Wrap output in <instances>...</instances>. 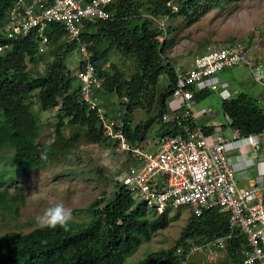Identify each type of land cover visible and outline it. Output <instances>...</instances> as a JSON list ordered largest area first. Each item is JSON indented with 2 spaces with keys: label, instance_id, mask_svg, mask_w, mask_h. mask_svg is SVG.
I'll list each match as a JSON object with an SVG mask.
<instances>
[{
  "label": "trees",
  "instance_id": "trees-1",
  "mask_svg": "<svg viewBox=\"0 0 264 264\" xmlns=\"http://www.w3.org/2000/svg\"><path fill=\"white\" fill-rule=\"evenodd\" d=\"M12 1L0 0V29ZM225 1L112 0L108 7L113 12L110 19L86 24L87 31L82 36L89 42L97 75L103 77L101 87L95 91L99 102L107 107L110 104L100 97L101 91L102 94L113 93L120 99L125 96L127 101L112 103L114 110L125 105L129 110L139 107L148 116L127 132L133 142L142 143L155 121L160 123L162 134L177 131L173 121L160 120L175 80L171 62L165 56L169 42L158 38L163 30L153 26L150 16H174L175 8L186 23L191 24ZM172 29H165L164 34ZM43 31L49 44L42 52H38L34 31L8 38L9 46L0 52L1 219L15 216V202L21 198L10 192L7 182L19 174H27L30 168L39 166L48 157L65 155L82 136L90 143L104 141L106 147L112 145L103 135L96 110L89 109L83 100L79 79L66 65L67 54L74 49L75 42L67 40L58 22L48 23ZM2 41L5 39L0 32V43ZM46 51L50 55L48 61L43 58ZM112 52L130 59L133 71L126 74L113 65L115 71L108 74L105 64ZM39 60L45 61L42 73L36 70ZM163 76L166 84L158 90ZM207 93V90L197 92L194 98L198 100ZM56 106L54 139L47 144L38 140L42 130L40 111ZM222 109L229 119L226 123L242 134L264 129V106L246 91L222 99ZM66 126L72 128L69 136L64 135ZM205 131L211 133L213 126L205 127ZM87 210L89 219L72 220L68 231L41 229L38 225L25 232L0 231V264H181L175 254L177 245L186 246L189 241L205 244L223 235L228 223V212L220 211L217 206H211L199 216L191 213L174 246L148 251L128 263L127 256L142 239H148L152 232L168 225V210L159 214L152 211L154 215L148 218L144 204H134L129 190L118 183L108 197L95 198ZM244 243V237L229 241L224 256L227 264H241L240 250ZM194 259L192 256L190 263Z\"/></svg>",
  "mask_w": 264,
  "mask_h": 264
},
{
  "label": "built area",
  "instance_id": "built-area-1",
  "mask_svg": "<svg viewBox=\"0 0 264 264\" xmlns=\"http://www.w3.org/2000/svg\"><path fill=\"white\" fill-rule=\"evenodd\" d=\"M111 2L13 0L0 29L5 39L0 43V52L9 46L8 38L31 31L37 36L38 52H42L49 44L44 27L51 22L60 23L67 40L75 42L74 49L66 57V65L79 79L86 105L96 110L103 135L112 143L109 148L126 162L115 178L127 186L134 199L145 201L159 212L166 207L182 205H187L190 213L196 216L211 206L228 212L227 230L223 235L205 244L189 241L186 246L175 248L180 263L189 264L194 254H202L211 260L226 247L229 239L243 236L241 264H264V181L253 178L248 185H239L237 169L253 162L246 160L242 150L235 154L234 162L229 157L231 151L246 145L257 153L264 139V129L247 135L235 129L230 138L220 131L207 133L193 112L196 90H219L220 86L226 85L218 79V73L224 69L244 65L251 78L264 88V67L259 56L252 55L246 44L232 40L208 44L194 56L190 65L172 64L175 83L170 98L174 103L170 111L166 109L162 114V120L173 121L177 131L148 141L146 146L132 143L126 135L132 123L126 111L110 110L96 97L95 91L101 87L103 77L97 75L89 42L82 36L87 31V23L113 16L108 8ZM74 53L77 55L73 56ZM222 93L228 94L226 89ZM127 100L123 96L115 99V103ZM262 103L264 105V94Z\"/></svg>",
  "mask_w": 264,
  "mask_h": 264
},
{
  "label": "rangeland",
  "instance_id": "rangeland-1",
  "mask_svg": "<svg viewBox=\"0 0 264 264\" xmlns=\"http://www.w3.org/2000/svg\"><path fill=\"white\" fill-rule=\"evenodd\" d=\"M173 10L174 16L161 15L157 18L150 16L153 26L163 30L158 38L169 42L165 56L172 64L190 65L193 57L202 52L208 44L223 43L229 38L249 46L252 55L259 54L264 58V0H227L211 8L191 24H187L175 8ZM169 27H173L172 31L164 34L165 29ZM49 56L47 51L43 54V58L47 61ZM44 62L39 60L37 72H43ZM262 62L264 64V59ZM113 65L126 74L133 71L132 61L117 52H112L105 64L110 75L115 71ZM219 77L220 80L226 81V85L221 88L246 91L251 95L258 89L256 82L249 75L248 68L244 65L224 69L219 73ZM165 84L166 77L163 76L157 89H162ZM99 95L105 98L104 101H110L108 107L113 110V100L118 96L113 93L102 94V91ZM222 99L219 90H209L193 103L197 121L215 125V133H218L220 125L226 124L227 121L222 109ZM173 103L174 101L169 98L166 109L170 111ZM57 108L58 106L40 111L42 130L38 140L41 142L47 144L53 142V123ZM209 108L211 111L203 115L202 111ZM129 115L132 116L135 125L148 118L145 111L139 107L131 108ZM155 122L149 129V134H146L148 138L152 133L156 135L160 131V123ZM71 130L72 128L68 126L64 127V135L69 136ZM262 144L264 147V139ZM125 164L122 156L112 152L104 145V141L99 144L90 143L85 141L84 136L80 137L65 155L48 157L39 166L30 168L27 174H19L17 178L6 183L10 192L22 199H17L15 202L17 212L14 217L0 218V231L25 232L32 229L37 226L35 218L48 206L57 202L72 209L73 221L89 219L90 212L87 206L95 198H105L111 193L112 179H115L117 172ZM190 214L187 205L169 209L168 225L152 232L148 239H142L127 256V262L138 260L148 251L174 246ZM145 215L151 218L154 213L146 209ZM222 254H225L224 251ZM193 257L196 258L192 264L202 263L198 254H194ZM210 264H227V262L225 258L219 257L213 259Z\"/></svg>",
  "mask_w": 264,
  "mask_h": 264
},
{
  "label": "clouds",
  "instance_id": "clouds-1",
  "mask_svg": "<svg viewBox=\"0 0 264 264\" xmlns=\"http://www.w3.org/2000/svg\"><path fill=\"white\" fill-rule=\"evenodd\" d=\"M226 42V41H225ZM255 55V54H254ZM256 55H258L259 57H258V59L261 61V63H262V65H263V67H264V64H263V59H262V57L259 55V54H256ZM194 58V57H193ZM193 60V59H192ZM192 62V61H191ZM171 65H172V63H171ZM221 72V71H220ZM219 72V73H220ZM219 73H218V79H219V82L220 83H226V81H223V80H220V77H219ZM250 75V74H249ZM251 77V76H250ZM252 79V78H251ZM253 80V79H252ZM254 81V80H253ZM255 82V81H254ZM261 86V85H260ZM262 88V87H261ZM224 89H226V92L228 93L226 96L222 93V90H224ZM209 91V90H212V89H210V88H206V89H201V90H196L195 92H194V96H195V94L197 93V92H203V91ZM262 90H263V94H264V88H262ZM219 93H220V95H221V97L223 98V99H225V98H229V97H231L230 95H231V89L229 90V89H227L226 87H224V88H221V86H220V89H219ZM255 97V96H254ZM256 98V97H255ZM257 100H258V102H260L262 105H263V103H262V99H260V98H257ZM101 102V101H100ZM113 102L115 103V100H113ZM196 102V100H195V98L193 97V103H195ZM104 105V104H103ZM264 106V105H263ZM107 107V106H106ZM108 108V107H107ZM114 110V109H113ZM121 110H122V113H123V110H125L126 112H125V114H126V116L127 117H129L130 119H131V121H132V123H131V125H130V127H128L127 128V132L132 128V130H133V127H134V125H135V123H134V121H133V119H132V116H130L129 115V113H130V111L131 110H129V109H127V105H125V106H123L122 108H121ZM208 110V109H207ZM207 110H203L202 111V114L204 115V113H205V111H207ZM166 111V110H165ZM164 111V112H165ZM211 111V109L209 108V111L207 112V113H209ZM163 112V113H164ZM194 112V111H193ZM207 113H205V114H207ZM161 122H164L165 123V121H163L162 120V115H161ZM227 121H229V119H227ZM167 122H169V121H166V123ZM229 125V124H228ZM203 127H204V129H205V127H207L206 125H203ZM214 129L215 128H213V131L211 132V133H215L214 132ZM234 130L235 129H237V128H233ZM159 130H160V125H159ZM127 132H126V135H127ZM130 132H132V131H130ZM220 132H221V128H220ZM240 132V131H239ZM261 132V131H260ZM251 133H254V132H251ZM256 133H258V132H256ZM222 134V133H221ZM240 134H242V133H240ZM249 134V133H248ZM162 135H165V134H162V132H159V133H157L156 135L154 134V133H152L151 134V137L150 138H148V137H146L144 140H143V142L141 143L140 141H138V140H136V141H132L128 136V139L132 142V143H135V142H138L140 145H147V142L149 141V142H153L157 137H160V136H162ZM223 135V134H222ZM242 135H247V134H242ZM227 137V136H226ZM228 138H230V137H228ZM246 146H249V145H246ZM262 146H263V144H262V142H261V147H260V149L262 148ZM260 149H258V151L260 150ZM235 150H238V151H240L241 149L240 148H236ZM236 153H239V152H235L234 154H236ZM262 180V179H261ZM116 183H118L119 184V186H123L127 191L129 190L128 188H127V186L125 185V184H122L120 181H118L116 178L115 179H112V186H111V193L114 191V189H115V184ZM110 193V194H111ZM109 194V195H110ZM129 194H130V192H129ZM108 195V196H109ZM108 196H106V197H108ZM130 196H131V194H130ZM131 198L133 199V201H134V204H137L138 202H142L143 204H144V206L146 207V209L147 210H150V211H155L156 213H162L163 211H165L166 209L167 210H169V209H171V208H169V207H166L165 209H163L161 212H159V211H157L156 210V208H151V207H149L147 204H146V202L145 201H143V200H136V199H134L132 196H131ZM176 208V207H175ZM36 223H37V225H38V227L39 228H41V229H56V228H61V229H63L64 231H68L69 230V227H70V222L73 220V215H72V209L71 208H69V207H66L63 203H60V202H57V203H53V204H51L50 206H48L40 215H38L36 218ZM243 237V236H242ZM241 238V237H240ZM245 238V237H244ZM232 239V238H231ZM231 239H229L228 241H227V244L229 243V241L231 240ZM227 244H226V247H227ZM177 246H180V245H177ZM176 246V247H177ZM175 247V248H176ZM226 247L222 250V251H224V253L225 254H222V251L217 255V256H215L214 258H212L211 260H207V258L204 256V255H202V254H198V257L199 258H201L202 259V263L201 264H210V262L213 260V259H215V258H219V257H223L224 258V256L226 255ZM240 252H241V250H240ZM193 258H196V257H193ZM241 262H242V259H241ZM190 264H192V263H190Z\"/></svg>",
  "mask_w": 264,
  "mask_h": 264
},
{
  "label": "crops",
  "instance_id": "crops-1",
  "mask_svg": "<svg viewBox=\"0 0 264 264\" xmlns=\"http://www.w3.org/2000/svg\"><path fill=\"white\" fill-rule=\"evenodd\" d=\"M258 87L257 91L253 93V96L256 98H263V90L259 83H255ZM239 91L237 89H231V95L237 94ZM228 122V121H227ZM206 126H213L215 128V125L201 123ZM221 133L224 136L231 137L235 130L233 127L229 126L228 123L221 124ZM217 128V127H216ZM263 147V146H262ZM243 156L246 157V160L253 162L250 166H245L244 168H238L236 172V177L238 180L239 185L246 186L248 185L249 181L253 178L262 179L264 181V147L261 148L257 153H254L250 146H242L241 147ZM235 152H239L238 150H233L229 153L230 160L232 162L235 161Z\"/></svg>",
  "mask_w": 264,
  "mask_h": 264
}]
</instances>
